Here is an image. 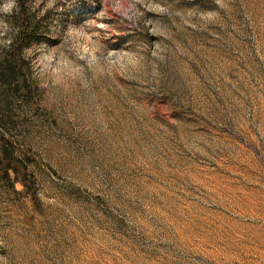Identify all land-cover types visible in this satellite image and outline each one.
<instances>
[{
	"label": "rangeland",
	"instance_id": "1",
	"mask_svg": "<svg viewBox=\"0 0 264 264\" xmlns=\"http://www.w3.org/2000/svg\"><path fill=\"white\" fill-rule=\"evenodd\" d=\"M3 153L0 264H264V0H0Z\"/></svg>",
	"mask_w": 264,
	"mask_h": 264
},
{
	"label": "trees",
	"instance_id": "2",
	"mask_svg": "<svg viewBox=\"0 0 264 264\" xmlns=\"http://www.w3.org/2000/svg\"><path fill=\"white\" fill-rule=\"evenodd\" d=\"M19 13L18 16L16 18V25H17V31L16 34L14 36V38L12 39L11 43L9 45H11V49L12 48H16L17 46L20 47V45L23 44V42H28L30 41V39H32L33 37V29H28V24H27V18H26V14H25V9L23 7L22 3H19ZM18 60L20 61V59H18L13 53L12 54H7L6 57L1 60V69H3L6 73H7V83H13L17 77V70H16V64L15 61ZM18 67L20 68V66L18 65ZM25 85V84H24ZM9 153H3V156L0 157V171H2V174L4 176L7 177L8 172H12L15 174V176L20 175L21 177V181L23 182V184H26V170L24 169V166H21V163H23V161H21V159H17V158H12L11 159L8 157ZM25 161L26 162H32L35 163L36 160L34 161V158L26 155L25 157ZM19 166L20 169H19Z\"/></svg>",
	"mask_w": 264,
	"mask_h": 264
},
{
	"label": "clouds",
	"instance_id": "3",
	"mask_svg": "<svg viewBox=\"0 0 264 264\" xmlns=\"http://www.w3.org/2000/svg\"><path fill=\"white\" fill-rule=\"evenodd\" d=\"M7 7H8V8H11V7H12V5H11V4H9Z\"/></svg>",
	"mask_w": 264,
	"mask_h": 264
}]
</instances>
